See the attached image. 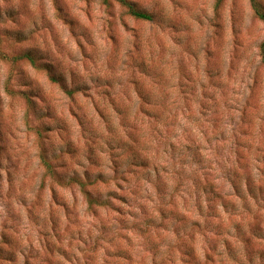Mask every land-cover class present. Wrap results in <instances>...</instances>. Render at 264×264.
<instances>
[{"label": "rangeland", "instance_id": "374dc122", "mask_svg": "<svg viewBox=\"0 0 264 264\" xmlns=\"http://www.w3.org/2000/svg\"><path fill=\"white\" fill-rule=\"evenodd\" d=\"M134 1L156 20H138L115 1L0 0V52L8 56L0 53V264H165L178 245L200 238L177 242L182 224L157 210L172 206L161 204L177 180L227 159L241 127L254 146L244 160L264 164V22L249 0ZM27 49L42 68L12 59ZM141 92L157 106L140 107ZM141 109L179 114L178 149L155 154L150 143L151 161L163 168L160 190L143 167L131 176L149 189L146 198L90 208L78 186L45 175L42 151L62 173L113 175L122 145L132 154L148 139ZM178 189L189 194L186 184Z\"/></svg>", "mask_w": 264, "mask_h": 264}, {"label": "trees", "instance_id": "16d2710c", "mask_svg": "<svg viewBox=\"0 0 264 264\" xmlns=\"http://www.w3.org/2000/svg\"><path fill=\"white\" fill-rule=\"evenodd\" d=\"M112 1L120 4L129 15L138 20L147 22L156 20V14L140 7L134 0H104V3L111 4ZM249 2L253 14L264 22L263 1L249 0ZM260 50L264 56V41ZM1 55L8 57L3 53ZM12 59L28 61L35 68H42L45 65L40 62L41 58L34 49L22 51L12 56ZM49 77L52 81L62 82L51 71ZM77 90L72 89L70 93L74 94ZM140 94L142 95L140 107L150 104L157 106L146 93ZM164 101L167 104L161 103V105L168 106L167 100ZM144 114L149 117L147 121L143 119V123H148V139L145 140L144 147L140 150L135 149L132 154H129L122 145V151L120 154L117 153L122 158L120 164L114 169L113 175L102 171L93 173L89 170L74 171L71 174L62 173L53 162V157L42 151L39 155L45 175L62 186H78L90 208L113 209L117 200L129 203V198L140 194L141 199L146 198L142 193H147L149 189L141 186L140 178L131 176V173L136 175L143 167L148 168L145 181L152 183L157 191L160 190L162 186L160 181L163 179L160 171L163 168L155 165L151 160L162 149L167 153L170 149H178L174 140H184L178 137L175 123L179 114L169 111L148 112L141 109L137 116L139 118ZM238 132L239 136L230 146V155L227 159L215 164L211 163L206 171L203 167L194 171L190 169L186 179L182 183L177 180L178 186L173 187L171 194L165 196L169 197L171 202L161 204L172 206L167 209L165 206H157L158 212L164 219H173L171 223L175 226L177 222L182 224V229L179 227L174 230V239L177 242L185 240V236L187 238L189 235L200 237L198 243H193L190 239L194 237H191L185 241L184 248L178 245L179 253L175 252L176 257L165 264H264V164L260 158H256L255 161L253 157L244 160L243 152L253 156L254 146L250 140V134L245 132L244 128L241 127ZM144 133L140 134L141 139H144ZM185 140L189 139L185 138ZM150 143H156L155 154L150 151V149L153 150ZM158 147L160 149L157 150ZM183 149L186 153H183L181 158L187 160L190 156L188 148ZM194 149L198 150V148ZM146 150L149 152L146 153ZM198 155L201 159L199 162H206L204 153L201 152ZM217 167L223 175L213 174V169ZM250 169L252 171H249ZM254 170L258 172L254 173ZM174 177L176 176L173 175L172 178ZM103 184L108 185L107 190L101 189ZM183 184L189 188L188 195L182 194L178 189ZM159 195L161 196V192ZM176 197H179L180 201H177ZM134 201L137 203L138 199ZM138 205L143 207V204ZM155 218L148 216L150 221ZM3 252L1 248V259H5ZM27 263L25 261V264ZM154 264H163V262H154Z\"/></svg>", "mask_w": 264, "mask_h": 264}]
</instances>
